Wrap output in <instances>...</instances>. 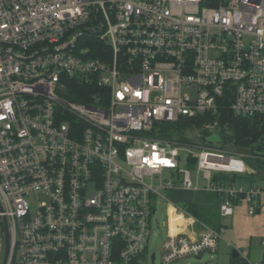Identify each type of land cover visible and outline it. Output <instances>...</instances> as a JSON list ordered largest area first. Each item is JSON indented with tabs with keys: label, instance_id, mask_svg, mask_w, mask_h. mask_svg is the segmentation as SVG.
Wrapping results in <instances>:
<instances>
[{
	"label": "built area",
	"instance_id": "2783aa9c",
	"mask_svg": "<svg viewBox=\"0 0 264 264\" xmlns=\"http://www.w3.org/2000/svg\"><path fill=\"white\" fill-rule=\"evenodd\" d=\"M73 83L95 88L89 101L70 100ZM222 109L264 118V0H0L8 264L150 262L161 191L218 193L220 217L238 203L254 216L264 186L213 181L255 175L249 161L264 162V146L242 154L208 142L217 121L184 138L156 127ZM168 219L161 264L216 253L222 227L183 205L171 204Z\"/></svg>",
	"mask_w": 264,
	"mask_h": 264
},
{
	"label": "rangeland",
	"instance_id": "374dc122",
	"mask_svg": "<svg viewBox=\"0 0 264 264\" xmlns=\"http://www.w3.org/2000/svg\"><path fill=\"white\" fill-rule=\"evenodd\" d=\"M200 134L202 133L199 131ZM195 132L187 134L194 137ZM216 147V145H215ZM226 148H230L227 146ZM239 153L249 152L247 150L235 147ZM250 166L256 174L264 177V169L257 170L254 161H249ZM195 171L191 172V181L195 184ZM225 177L231 179L235 188L243 187L249 188L251 185L264 186L262 181L250 182L254 175H234L226 174ZM215 177V174H214ZM157 179H168V173L164 172L162 176ZM155 184H159V180L153 181ZM205 183L202 178L199 179V185L203 186ZM162 197H156V200H152L153 207L156 212L152 217V232L148 244V253L151 256L155 255V264H161V245L166 239L168 233V213L171 204L184 205L193 201L195 193L190 191H161ZM32 206L34 204H31ZM234 213L229 217H221L220 224L223 228L222 238L218 243V249L216 253L209 254L203 253L199 259L196 257L184 258L175 261L172 264H233L232 252L235 250L240 256L248 258L253 263H260L264 258V206L254 216H250L246 213V205L238 203L234 206ZM0 264L3 257V245L0 240ZM142 264H151L150 262H142ZM236 264V263H235Z\"/></svg>",
	"mask_w": 264,
	"mask_h": 264
},
{
	"label": "trees",
	"instance_id": "16d2710c",
	"mask_svg": "<svg viewBox=\"0 0 264 264\" xmlns=\"http://www.w3.org/2000/svg\"><path fill=\"white\" fill-rule=\"evenodd\" d=\"M72 89L78 97H72L70 100L78 103L89 101L92 92L95 90L94 87H88L80 83H73ZM209 121L218 122L216 133L220 137L222 144H233L251 153L259 151L264 146V118L235 117L228 109H222L214 116L209 115L198 116L194 119H180L177 123H162L157 124L156 127L161 129V137L184 138V136L193 131L202 132L203 125ZM203 140L205 142L206 135H203ZM254 163L258 171L264 169V162L254 161ZM258 180L263 182L264 177L255 174L250 182ZM213 183L234 185L233 181L225 176H215ZM221 199L222 196L218 193L202 191L195 193L193 201L184 204L183 208L204 226L219 230L222 227L219 214ZM145 260V256H142L134 260L131 264H141ZM238 261V257L232 259L233 264H237ZM12 264H16L14 260Z\"/></svg>",
	"mask_w": 264,
	"mask_h": 264
},
{
	"label": "water",
	"instance_id": "95a60500",
	"mask_svg": "<svg viewBox=\"0 0 264 264\" xmlns=\"http://www.w3.org/2000/svg\"><path fill=\"white\" fill-rule=\"evenodd\" d=\"M207 141L210 143H220L221 139L218 135H213L207 138ZM1 211V207H0ZM2 227H3V257L1 264H8L9 254H10V243H9V234L7 229L6 220H2ZM239 256V254L234 250L232 252V258L235 259ZM199 259V258H198ZM155 255L152 254L150 257L151 264H154Z\"/></svg>",
	"mask_w": 264,
	"mask_h": 264
},
{
	"label": "crops",
	"instance_id": "0c3cea01",
	"mask_svg": "<svg viewBox=\"0 0 264 264\" xmlns=\"http://www.w3.org/2000/svg\"><path fill=\"white\" fill-rule=\"evenodd\" d=\"M178 192H179V191H178ZM180 192H182V191H180ZM262 207H263V206H262ZM260 210H261V209H260ZM260 210H259V211H260ZM246 213H247V212H246ZM263 259H264V258H263Z\"/></svg>",
	"mask_w": 264,
	"mask_h": 264
}]
</instances>
